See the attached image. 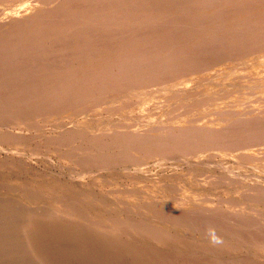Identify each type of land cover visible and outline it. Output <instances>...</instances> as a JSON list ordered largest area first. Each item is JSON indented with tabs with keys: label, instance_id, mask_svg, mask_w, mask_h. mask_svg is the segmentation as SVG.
Returning <instances> with one entry per match:
<instances>
[{
	"label": "rangeland",
	"instance_id": "1",
	"mask_svg": "<svg viewBox=\"0 0 264 264\" xmlns=\"http://www.w3.org/2000/svg\"><path fill=\"white\" fill-rule=\"evenodd\" d=\"M85 1L88 2L90 0H81L82 3L87 4ZM117 1H119L120 4L123 2V4L127 3L126 5H123L127 8L124 12L125 16H128L129 13H131L139 19H147L149 13L153 14V12H157V9L159 8L156 5L158 4L164 10H167V15H171L173 20H176L175 23L179 22L177 24L176 36L173 38L174 43L176 42V37L186 33L188 30L197 34L198 32H201L198 35H202V37L204 36V39L203 41H200V43H206L203 44V46L206 48L210 47L213 51L215 49V57L210 58L211 62L209 64L205 63V65H197L200 66V68L194 72L185 70L186 68L182 66L183 64L177 62L182 68L174 70L175 75L170 74L163 78L160 75H157L162 68L158 69L156 66L161 65L154 63L150 64L155 67L150 71L152 73L148 77L144 76V78H142L143 75H141L140 72L132 74V71L129 73V77L127 76L125 79H122L119 74H115V78H118L120 83L112 81V84L110 83V88H101L102 90L98 89L99 91L96 95V97H98L97 100H92V102L86 105L85 108L81 107V112H79L81 109L80 107L71 104L69 105L71 108H63V110H59V117H57L52 108L53 111L50 112L53 116L48 115L44 117L43 115H39L38 118L32 117V119H27V116H24L23 119H18L17 124H14L17 119L12 120V116H9V118L7 117L6 119H0V264H161L163 261L165 262H163V264H166L167 262V264H173L175 257L177 259L179 257L182 259L181 255L177 254V251L175 250L172 251L171 249L160 247L159 243L158 246L157 241L160 242V240L164 239L163 237L165 235H171V233H173L172 231H175V229L178 228L174 227L176 225H174L172 220L171 222H167L169 219H161L158 218V216L153 219V214L150 213L151 210L148 212L147 210L142 209V205L150 201L153 204H156L159 209L164 207L169 208L167 204L170 202L172 203L173 201L175 202L176 199L181 200L179 202L180 204L184 200L189 201V203L191 200L194 203L191 207L186 205L180 208L182 210L179 214L181 217H186V221H188L189 217L190 219L194 217L197 223L198 216L205 218V216L201 215L208 213L207 211L213 208L214 213L211 216L217 220L223 219L226 223V230L220 233L219 236L217 235L218 237L223 238V240L226 238V243L224 242L222 247L219 246V248H216L217 254H204L199 261L198 256L195 255L192 250V252L188 254L189 256L187 255L188 257L186 256L182 259L183 261L187 260L191 264H260L261 258L264 256V245H262L263 247H261V249L259 245H257L259 248L254 247L256 242L254 238H261L260 240L264 242V224L261 220L255 217V212H253V210L256 209L264 212V198L255 199L256 205H254V207L260 206L259 209H254V207L251 206L247 210V205L249 204L247 202L249 200H245L247 197L244 194H248L253 189L252 193L264 190V188H260V185L264 187V163L262 164L259 160L260 155H264V152L262 154L257 153V147L259 148L261 145L251 141L249 138L250 136H247L245 133L248 129L255 130L259 128L260 130L256 133V136L260 135L261 137L263 134V137L261 138L264 141V132H262L264 131L262 129L264 128V119H255L256 121L254 119H230L229 127L227 129L229 131L228 133L236 131L237 135L242 134L241 136H246L247 140H250L246 142L247 149L251 150L248 152L247 149L240 151L236 150V147L240 145L239 143L236 144V142H239L240 135L238 136V139L234 136H229L228 139L233 140V142L231 140H229V144L226 143L227 141L224 143L221 142V145H217L214 150L211 148L208 149L209 145H207L206 149L204 147L198 148L197 150H191V148L186 147L178 148L175 144H168L169 146L164 145L165 140L170 142L167 137L172 135L168 132H155L159 129L158 127L160 126V123H162L160 122L161 119H157L159 122L158 124L153 121L156 119H148L146 115H148V113L151 114L152 111L161 112L164 109H167V107L175 105L168 104V101L165 102V98L169 97L171 94H164L166 91L191 92L194 96L192 97L194 102L197 98L202 99L200 94L196 96L195 93L201 92L202 89L207 86L206 91L212 92L210 93L211 96L215 91L220 89V87L228 86V89L226 88L227 90H236V93H233V95L229 97H225V95L221 93L225 89H221L222 91L220 93L217 92V94H214L213 98L217 99V101L212 102H216L218 106L222 103V100L220 99L227 98L225 100L228 101L229 99H234L232 96H235L236 103L233 105L237 110L244 108L245 111L247 108H250L247 110L248 112H251V109L256 111L264 108V0H234V4L237 2L236 8L235 5L232 4L233 6H227L230 8L232 7V10L226 8V10H224L222 8L221 10L215 11L217 17H214L213 15L210 16L206 19L204 25H201L203 18H201L199 14L201 10H210L213 12L214 7H216L214 3L216 0ZM65 2V6H71L70 9L75 11L79 9L78 7L80 4L77 0H0V50L1 52H4L5 58L0 61V65L2 63L4 67L7 66L4 71H6L8 67H13L17 71L13 75H18L19 78L22 76V80L25 82H27L28 79L29 82H34L33 80H35V76L31 75V71H28V66L29 68L32 67L31 64H34L33 59L36 58L38 61L37 65H40V67L44 66L45 63H48L51 67V65L53 66L55 64L53 62V60H55L62 69H68L72 72L75 68L74 63L76 62V59L81 56V53L73 47V40L76 39H73V37L69 35V31L71 30L67 33H61L59 30L60 32L56 31L50 36L41 35L40 33V35L36 34L39 29L42 31L49 25L48 20L46 21L47 17L40 18L36 14L42 13L41 11L49 12V10L46 9H48L50 5L56 6V4L61 5ZM176 2H178L180 6L177 5L176 9H174L173 5ZM90 3L92 6H88L90 7L89 11L91 10V13L97 15L96 17L105 19L109 15L108 10L97 6L96 0H91ZM103 3L105 2H101L99 5H103ZM73 4L75 5L73 6ZM95 6L98 8H95ZM186 6H189L191 9L190 15L187 13L189 19L185 17L186 15L183 12V7ZM234 10L241 12L242 14L240 13V15H242V18L235 17L234 14L236 13ZM245 16L250 17L248 19L249 22L243 19ZM183 18L185 19L182 20ZM160 20L166 21L162 18H160ZM223 22L226 25V31L223 29V26H221V23ZM117 23L118 21L112 26H115ZM161 24L162 22L159 23L158 21H155L153 28H156L158 31V28L162 29V26L164 25ZM199 24L201 27L203 26L204 29L202 28L200 30L201 27ZM10 28H12V30ZM153 28L151 27L150 31H145L144 33H142L141 30V36H135L134 39L138 41L137 43L150 42L144 40L145 38L142 36L153 34L151 32L154 30ZM92 29V24H89L87 26V31L93 33ZM242 30L247 34L245 35L244 33V40L250 39V33L253 35L262 34L260 37L258 35V38L251 39V44L247 45L248 47L244 49L242 48L241 43L243 38L241 40L240 38L237 39ZM135 33V28H130L119 34L125 38H133ZM208 33L212 36L208 37ZM15 38L16 40L18 39L16 45L9 50V46L16 41ZM51 39H53L54 42H51ZM101 39L102 40L98 42L103 43L104 40L102 36ZM130 42L133 44L132 41ZM2 44H5L3 46L4 49L2 48ZM31 44L33 45L31 46ZM51 44L53 46H51ZM106 44L104 43V45ZM236 46H239V48ZM200 47L202 46L200 45ZM42 48L44 49L43 51ZM182 49L185 53L187 52L185 48ZM144 50L151 54L150 52L154 50V47L149 45V47ZM46 51H48V55L51 56L49 62H46L48 57ZM86 53L87 51H84V54ZM91 58L92 57L84 58L88 70L94 69L90 64ZM158 58L161 59L162 57L160 55H155L151 62H154ZM9 59H13L10 64L7 62ZM16 59L20 60V62ZM180 62L182 63V60ZM145 68H147L146 65H142V68L140 67V69ZM11 72L10 69V73ZM72 73L74 74V78H78L77 74H75L76 72ZM202 73L204 77L201 75ZM44 74H46V72ZM111 75L113 74L111 73ZM12 77L15 80L14 76ZM54 77L56 76L50 77L48 80H54L52 79ZM38 78H47V76H38ZM209 78L211 80H209ZM84 79L86 78L84 77ZM226 83L228 85H225ZM13 84L15 89L21 88L17 85L16 80L13 81ZM238 84H240V86H237ZM38 85L39 87H35L37 93L43 89L40 84ZM21 86H23V93L27 90H30L31 93V97L28 99L23 98L24 101L34 100V97L32 98V96H34L32 93L33 88L30 89L27 84ZM6 89V87L0 86V93L3 96L6 95L9 97L11 92H8ZM246 90L249 92L248 95L245 94ZM23 99L22 101L20 100V102H16V105L23 114H27V112L31 111L26 109ZM13 106L15 108V104ZM5 107L6 105L0 108V113L4 112L6 109ZM213 107H211V102L209 101L208 110H213ZM74 109L77 111H73ZM253 110L252 112H254ZM197 112L198 114H202L199 112V109ZM252 114L255 115L254 113ZM262 115H264V113L260 116ZM135 117L137 119H135ZM166 118L168 117L166 116ZM211 120L212 119H193L190 125L193 126L195 124L199 128L204 127L207 129V126L213 124ZM232 120H234V122ZM79 121L81 124L83 123V125H85L87 130L79 125ZM242 122L244 124L247 123L248 125H242ZM249 122L251 125H249ZM121 123L126 125L125 128H120L123 130L137 132L146 130L144 147L138 155L134 157L121 156L119 154L120 149L122 150V144L118 145V141L115 140L116 138L117 140L119 138H115L114 134L119 130L114 131L113 128H119ZM97 124H102L101 127L105 129L104 134H99L100 139H103V145H101L102 143L100 145L104 146V149L102 150V154H99L98 156L93 155L92 157V151L96 150L93 148L95 144L94 141L96 140L97 144H99V139L97 137L92 139L90 135H94L93 131H95V125ZM165 124L167 125V123H164V128H168V131L174 128L173 126L167 127ZM257 124L261 125H258L259 127L257 126L256 128L255 126ZM107 125H109L108 128ZM221 126L224 127V124ZM71 128H80L81 130L83 129L82 131H85L81 133L75 132V130ZM178 129L179 128L177 127L176 130ZM241 129L243 131H241ZM67 130H69L68 132L70 133L71 131H74V133H71L74 136L67 134ZM179 130H181V128ZM8 131H11V133L14 132V134L19 137L17 138L14 135V140H5L3 135L7 134ZM20 132H23V134ZM62 132L64 133V137H66L65 134H67V136L69 135L67 137L68 140L67 138H57ZM86 133L89 134L87 135ZM210 133L207 135L206 139L209 138L210 140V137L214 134L213 133L210 136ZM173 134L179 136L178 139L182 140L178 131L173 132ZM176 138L177 137H175V139ZM234 139H236V141ZM24 140L26 143L21 142ZM160 141L162 142V145ZM111 142L114 145L111 144L109 147V143ZM187 143H191V141ZM70 145L77 146L76 148L80 150V152H76V155L73 154L75 155L74 157L72 155L73 152L68 148ZM223 146L225 147L224 149L227 150H224ZM251 146H253V148ZM181 150L186 153L182 152L181 154ZM166 151L170 153L168 154ZM244 151H247V153ZM105 152L107 153L104 154ZM108 152L111 153L108 154ZM175 155H177L176 158H172L175 157ZM182 159H184V161ZM80 160H82V162L79 163ZM208 165L210 167L214 166L213 169L215 171H212L214 175L218 174V176L222 175L221 177H224L222 179V184L210 185V183H208V181L211 180H207V176H205L206 173L210 172ZM199 167L200 170H198ZM229 173L232 176H229L228 178V175H230ZM56 184L58 187H56ZM253 186L255 188H252ZM159 189H161V191ZM237 197L240 198L241 201ZM227 199H230V203L236 204V206H240V208L242 207L244 210H241V213L235 212L236 210L228 205L229 203ZM155 201L157 202L155 203ZM204 208L207 210H204ZM63 209L64 211L66 209V211L69 212L65 211L68 215L64 214ZM152 209L153 212L156 213V208ZM190 211L192 212L190 213ZM229 211L235 212L236 214L231 215L229 214ZM224 216L228 217L225 218ZM122 220L126 225L123 224L120 227L115 225L118 221L123 222ZM133 220L134 222H132ZM152 221L157 222V224L156 222L155 224L156 229L159 232L158 234L154 233V230L143 232L145 227L151 224ZM183 221L185 220L183 219ZM247 222L249 224H247ZM139 223L143 225H140ZM196 223L191 225L199 230L198 225L202 226V223ZM221 223L223 222L221 221ZM129 224L133 225L136 233H140L138 235H141V238H139L138 241L133 237L134 234H130V231H134V229L128 230L127 225ZM183 224L184 227H186L185 225L190 223L183 222L182 225ZM177 225L180 227L178 222ZM140 228H143L142 231ZM206 228L207 230L209 229L208 227ZM136 229L139 230L137 231ZM127 233L132 239L127 236ZM205 233L206 240L204 241L211 244L208 231H205ZM215 233L217 234L216 231ZM231 235L235 236L231 237ZM160 236L162 237L161 239ZM179 237L180 234L177 239ZM230 238L233 240H230ZM235 240L239 243H235ZM240 243H242V245H240ZM123 248H125V250ZM245 250L246 252H244ZM146 251H148V254H145ZM153 251H157V253L155 254ZM164 251L166 255L164 254L165 256L163 255L164 257L162 256L163 258L159 259L160 254H162L161 252ZM167 251L170 252L168 253ZM152 254H155L156 256L151 257ZM194 259H197V262H195Z\"/></svg>",
	"mask_w": 264,
	"mask_h": 264
},
{
	"label": "bare ground",
	"instance_id": "2",
	"mask_svg": "<svg viewBox=\"0 0 264 264\" xmlns=\"http://www.w3.org/2000/svg\"><path fill=\"white\" fill-rule=\"evenodd\" d=\"M80 4V6L78 7L79 9L78 10H73V9H70V7L68 6H65L66 2L64 4H61V5H57L56 6L54 5H50V7L46 10H49V12H44V11H41L42 13L40 14H36L38 17H43V18H46V21L48 20V26L46 29L44 30H38L36 32V34H41V35H52L54 34L56 31H61V33H67L69 30V35L73 37V39H76V40H73L74 44H73V47H75V49H77L80 53H81V56L78 57V59H76V62L74 63V66L75 68L72 70V72H76L75 74H77L78 78H74V74L72 72H70L68 69H62L60 67V65L58 64V62L56 63L55 60H53V63L54 65L51 67L48 65V63H45L44 66L40 67V65H37L38 64V61L37 59H33V62L34 64H31L32 67L29 68L28 66V71H31V75L35 76V80H33L34 82H29L27 80V82H25L23 79V77L21 76V78L18 77V75H13L15 72H17L13 67L12 68H9L4 71L6 69V67H4V65L1 63L0 65V86H4L6 87L7 91L8 92H11V95L9 97H7L6 95L3 96L1 93H0V108L4 107V105H6V109L4 110L3 113H0V119H6L7 117L9 118V116H12V120L13 119H17L15 121L14 124H17V121L18 119H23L24 116H27V119L30 118L32 119V117H39V115H43L44 117L45 116H48V115H52V113L50 111H53L54 110V113L57 115V117H59V110H63V108H71L69 107V105L71 104H75L76 107H83L85 108L86 105L90 104V102H92V100H97L98 97H96L97 93H98V89H101V88H110V83L112 84V81H117L118 83H120L119 79L118 78H115V74H119L121 76L122 79H125L127 78V76L129 77V73L132 71V74L133 73H136V72H140L141 75H143L142 78H144V76L148 77L152 72V69H154L155 66L153 65H150L152 63L154 64H157V65H161V66H156V68H162V70H160V73H157V75H160L162 78L163 77H166V76H169L170 74H174L175 75V72L174 70H177L179 68H182V66H184L185 70H188L189 72H194L195 70H198L200 68V66H197L199 64L201 65H205L206 64H209L211 62V57H215V49L213 51V49H210V47H205L203 46V44H206V43H200V41H203L204 39V36L202 37V35H198L199 33L201 32H198L197 33H194L193 31L191 30H188L186 33L184 34H181L180 36L176 37V42L174 43L173 41V38L176 36V32H177V24L179 22H176L173 20L172 16L171 15H167L166 14V9L164 10L161 6H159L158 4L156 5L159 9H157V12H153L152 13H149L148 14V18H144V19H139L137 18L135 15L129 13L128 16H125L124 15V12L126 11V7H124L123 5H126V4H120L119 1L117 0H96V4L98 7H103L105 8V10H108L109 12V15L105 18V19H101L99 17H96L97 15H95L94 13H91L89 11V8L88 6L91 5V0L86 2L87 4H84L81 2V0H77ZM213 1V0H211ZM234 0H216L215 5L216 7H214V10L213 12H211L210 10H201L199 16L201 18H203L202 20V23L201 25H204V23L206 22V19L209 18L210 16H214V17H217L216 15V12L217 10H221L222 8L224 10L228 9L230 10L231 8L230 7H227V6H233L232 4H234L233 2ZM259 1V0H258ZM101 2H105L103 3V5H99V3ZM146 2V1H145ZM144 2V3H145ZM159 2V1H158ZM72 3V2H71ZM143 3V4H144ZM149 3V2H148ZM59 4V3H58ZM75 4H78V3H75ZM73 4V6L75 5ZM150 4V3H149ZM227 4V5H226ZM168 5V4H167ZM172 5V4H170ZM180 4L178 2L174 3L173 5V8L176 9V6ZM235 5V8H236V5H237V2L234 4ZM92 6V5H91ZM97 6H95V8H98ZM105 6V7H104ZM183 6V5H181ZM144 7V6H143ZM142 7V8H143ZM88 8V9H87ZM108 8V9H106ZM226 8V9H225ZM82 9V10H81ZM202 9V8H201ZM234 9V8H233ZM81 10V11H79ZM232 10V9H231ZM96 12V11H95ZM183 12L184 14L186 15L185 17L187 19H189V16L187 15V13H191V9L189 8V6H186V7H183ZM219 12V11H218ZM232 12V11H231ZM234 12L236 14H234L235 17H239V18H242L240 15L241 12H237V10H234ZM233 13V12H232ZM66 14V15H64ZM131 14V15H130ZM242 14V13H241ZM246 14V13H245ZM35 15V16H36ZM124 15V16H123ZM127 15V14H126ZM162 18L163 20H166V21H161L160 18ZM31 18V17H30ZM250 17L249 16H245L243 19L248 21L249 22V19ZM146 19V20H145ZM185 18H183L182 20H184ZM28 21V20H27ZM34 21V20H33ZM116 21H118V23L115 25V26H112L114 23H116ZM155 21H158L159 23L162 22V24H164L162 26V29L161 28H158V31L156 28H153L154 27V23ZM211 21V19H210ZM15 22V21H14ZM19 22V20H18ZM26 22V21H25ZM236 22V21H235ZM261 22V21H260ZM32 23V22H31ZM35 23V22H34ZM92 24V32L93 33H89L87 31V26L89 24ZM200 23V22H199ZM21 24V23H20ZM26 24V23H25ZM161 24V25H162ZM29 25V24H27ZM160 25V24H159ZM201 25L199 24V26L201 27ZM25 26V25H24ZM111 26V27H110ZM132 26H135V27H132ZM192 26V25H191ZM198 26V25H196ZM221 26H223V29L226 31V25L223 23H221ZM18 27V26H17ZM23 27V26H22ZM151 27L154 29L152 30L151 32L153 34H150V35H144L142 36L143 38H145L144 40H148L150 42H142V43H137L138 41L135 40V36H138L140 37L141 36V30H142V33H144L145 31H150ZM15 28V27H14ZM134 29L136 30V33L135 35H133V38L131 37H123L121 36L119 33H121L122 31H126L128 29ZM199 28V27H198ZM203 28V26L200 28V30ZM12 30V28H10ZM204 29V28H203ZM221 29V30H223ZM9 31V30H8ZM14 31V30H13ZM59 31V32H60ZM213 31V30H212ZM240 31V30H239ZM229 32V31H228ZM227 32V33H228ZM248 32V31H247ZM260 32V31H259ZM230 33V32H229ZM244 33L245 31L242 30L240 35L237 37V39L240 38L241 40V43H242V48L246 49L249 45L251 44L252 40L251 39H255V38H258V35L260 37V35L262 34H257V35H253V34H249V38L250 39H247V40H244ZM249 33V32H248ZM31 34V33H30ZM39 34V35H40ZM76 34V36H75ZM102 34V35H101ZM159 34V35H157ZM209 34V33H208ZM104 40L103 43L101 42H98L101 39V36ZM245 35H247L245 33ZM69 36V37H70ZM94 36V37H93ZM207 36V34H206ZM212 36L211 34H209L208 37ZM76 37V38H75ZM235 37V36H234ZM18 38V37H17ZM20 38V37H19ZM130 38V40H129ZM124 39H128V40H124ZM16 40V38H15ZM18 40V39H17ZM16 41H14V43L9 46V50H11V48H13L15 45H16ZM45 40V39H44ZM48 41V40H47ZM68 41V40H67ZM70 41V40H69ZM133 42V44H131V42ZM43 42V41H42ZM51 42H54L53 39H51ZM50 42V43H51ZM29 43V41H28ZM38 43V42H37ZM104 43L106 45H104ZM103 44V45H102ZM131 44V45H130ZM236 44V43H235ZM5 44H2V48L4 49V46ZM24 45V44H23ZM26 45V44H25ZM30 45V44H29ZM33 44H31L32 46ZM58 45V44H57ZM149 45H151L152 47H154V50L152 52H150L151 54H149V52L145 51L144 49L149 47ZM200 45L202 47H200ZM0 46H1V43H0ZM51 46H53L51 44ZM218 46V45H217ZM8 47V46H7ZM41 47V46H40ZM206 49H205V48ZM232 47V46H231ZM239 48V46H236ZM22 48V47H21ZM65 48V47H64ZM67 48V47H66ZM182 48H185V50L187 51L185 53V51L182 49ZM213 48V47H211ZM26 49V48H24ZM34 49V48H33ZM45 49V47H44ZM42 48V51L44 50ZM57 49V48H56ZM234 49V48H233ZM8 50V51H9ZM20 50V49H19ZM22 50V49H21ZM29 50V49H28ZM37 50V49H36ZM14 51V50H13ZM84 51H87L86 54H84ZM184 51V52H183ZM232 51V50H231ZM37 52V51H36ZM48 51H46V55L48 56L47 57V61L46 62H49L51 56L48 55L49 52L47 53ZM72 52V51H71ZM5 53H8V52H5ZM74 53V52H73ZM72 53V54H73ZM120 54V55H118ZM40 55V54H39ZM69 55V54H68ZM117 55V56H116ZM155 55H160L162 58L161 59H156L154 62H151V60L154 58ZM224 55V54H223ZM30 56V55H29ZM86 57H92L91 58V61H90V64L91 66L94 67L93 70H88V67L86 65V60L84 58ZM158 57V56H157ZM41 58V57H40ZM4 52H1L0 50V61L4 60ZM65 59V58H64ZM88 59V58H87ZM209 59V60H208ZM17 61L20 62V60L16 59ZM29 60V59H27ZM85 60V61H84ZM182 60V63L180 62ZM13 61V59H9L7 60L8 64H10L11 62ZM64 61V60H62ZM69 61V60H68ZM16 62V61H15ZM22 62V61H21ZM156 62V63H155ZM177 62H179L180 64H183L181 67H180V64L178 65ZM52 63V62H51ZM70 63V62H69ZM139 63V64H138ZM27 64V63H26ZM42 64V63H41ZM44 64V63H43ZM176 64V65H174ZM142 65H146L147 68L145 69H140V67L142 68ZM15 66V65H14ZM19 66V65H18ZM10 69H11V73H10ZM19 72V71H18ZM46 72V74H44ZM155 72V71H154ZM159 72V71H158ZM207 72V71H206ZM215 72V71H214ZM111 73L113 75H111ZM156 73V72H155ZM184 73V71H183ZM188 73V72H187ZM17 74V73H16ZM22 74V73H21ZM208 74V73H207ZM14 76L16 82H17V85L21 88H14V84H13V81H15L13 79L12 76ZM25 75V74H24ZM47 76V78H41L39 79V77L41 76ZM111 75V76H110ZM203 75V73L201 74ZM53 76H56L52 79L54 80H48L50 79V77H53ZM181 76V75H180ZM197 76V75H196ZM27 77V76H26ZM80 77V78H79ZM84 77L86 79H84ZM171 77V76H170ZM204 77V75H203ZM33 78V77H32ZM31 78V79H32ZM38 78V79H37ZM61 78V79H60ZM82 78V79H81ZM30 79V80H31ZM56 79V80H55ZM184 79V78H183ZM61 80V81H60ZM143 80V79H142ZM190 80V79H189ZM209 80H211L209 78ZM55 81V82H54ZM152 81V80H151ZM156 81V80H155ZM172 81V80H171ZM188 81V80H187ZM127 82V80H126ZM176 82V81H175ZM174 82V83H175ZM170 83V82H169ZM224 83V82H223ZM16 84V83H15ZM32 89V93L34 96H32V98L34 97V100L32 101H24V99H28L29 97H31V93H30V90H27L23 93V89L21 85H26ZM40 84L43 89L42 91H39L38 93L35 91V87H39ZM157 84V83H156ZM163 84V83H162ZM161 84V86H162ZM165 84V83H164ZM168 84V83H167ZM159 85V84H158ZM182 85V84H181ZM225 85H228L227 83ZM113 86H118V85H113ZM168 86V85H167ZM237 86H240V84H238ZM164 87V86H163ZM208 87V86H207ZM206 87V88H207ZM218 87V86H217ZM228 87V86H227ZM226 86L225 87H220V89H218L217 91L214 92V94H217V92H221L222 90L221 89H225L223 92H221L222 94L226 96H231L233 95V93H236V90H227ZM206 88L204 87L202 89L201 92H196L195 95L198 96L199 94L202 96V99H196L194 102L192 100V97L193 94L191 92H177V91H166L164 94H170L169 97H164L166 101H168L167 103L168 104H171V105H174V106H169L167 107V109H164L163 111L161 112H154L152 111L151 114L148 113L147 118L148 119H156V120H153L155 122H158L157 119H161L160 122V126L158 127L159 129H157L155 132L158 131V133H163V132H168L169 134H171L172 136H169L167 137L169 139L170 142H168V140L166 141L165 138V142H164V145H168V144H175L176 146H178V148H191V150H197L198 148H204L206 149L207 145H209V148L208 149H216V146L217 145H221L220 143L221 142H225L227 141L226 143L229 144V140L231 139H228L229 136H234L236 139H238V136L240 135H237V132H232V133H228L229 131L227 130L228 127H229V122H230V119H264L263 116H260L261 114L264 113V108L262 109H258L256 111H254L253 109H251V112H248L247 109H250V108H247L245 111H244V108L243 109H235L234 108V103H236V100H235V96H232V98L234 99H229L228 101H226L225 99L227 98H223V99H220L222 100L221 102V105L218 106L216 102H212V101H217V99L213 98L214 97V94H212V96L210 95V93L212 92H209V91H206ZM227 88V89H226ZM235 88V87H233ZM250 88V87H248ZM74 89V90H72ZM141 89V88H139ZM164 89H167V88H164ZM163 89V90H164ZM181 89V88H180ZM192 89V88H191ZM211 89V87H210ZM102 90V89H101ZM178 90V89H177ZM189 90V89H188ZM215 90V89H214ZM258 90V89H257ZM261 90V88H260ZM113 91V90H112ZM120 91V90H119ZM123 91V90H122ZM263 91V90H262ZM35 93V94H34ZM125 93V92H124ZM227 94V95H226ZM245 94H249L248 90L245 91ZM239 96V95H238ZM26 97V98H25ZM121 97V96H120ZM10 98V99H9ZM24 98V99H23ZM113 98V97H112ZM25 102V107L27 110L31 111V112H27V114H23L21 112V110L19 108H17V103L16 102H20V100ZM225 100V101H224ZM106 101V100H105ZM209 101L211 102V107H213V110H208V103ZM23 103V102H22ZM21 103V104H22ZM15 104V108H14V105ZM37 104V105H35ZM219 104V103H218ZM239 104V103H238ZM246 105V104H245ZM164 106V105H163ZM241 106V105H240ZM250 106V105H249ZM131 107V106H130ZM175 107V108H174ZM53 108V110H52ZM158 108V107H156ZM239 108V107H238ZM259 108V107H258ZM128 109V108H127ZM181 109V110H179ZM199 109V112L202 113V114H198L197 110ZM82 108L80 109L79 112H81ZM86 110V109H85ZM252 110L254 112H252ZM75 111V109L73 110ZM77 111V110H76ZM75 111V112H76ZM156 111V110H155ZM85 112V111H84ZM82 112V113H84ZM197 112V113H196ZM53 113V114H54ZM252 113H254L255 115H253ZM73 114V113H72ZM76 114V113H75ZM260 114V115H259ZM248 115V117H247ZM251 115V116H249ZM53 116V115H52ZM78 116V115H77ZM75 116V117H77ZM144 116V115H143ZM166 116L168 118H166ZM42 117V116H41ZM74 117V116H73ZM165 117V118H164ZM87 119V118H86ZM89 119V118H88ZM135 119H137L135 117ZM141 119V117H140ZM143 119V117H142ZM145 119V118H144ZM166 119V120H165ZM193 119H212L211 121L213 122V124L207 126V129L206 128H202V127H198L196 126L195 124L193 126H191L190 124L192 123ZM167 123V127H171L173 126L174 128L170 131H168V128H164V123L165 122ZM234 122V120H232ZM231 121V123H232ZM256 121V120H255ZM260 121V120H259ZM88 123V122H87ZM99 123V122H98ZM240 123V122H239ZM243 123V122H242ZM259 123V122H258ZM78 124V123H77ZM86 124V123H85ZM224 124V127H222L221 125ZM238 124V123H236ZM247 124V123H246ZM246 124H242V125H246ZM79 125L82 126V128H86L85 125H83V123L81 124L80 121H79ZM248 125V124H247ZM249 125L250 122H249ZM259 124H257L255 127L257 128ZM261 125V124H260ZM259 125V126H260ZM264 125V123H263ZM90 126V125H89ZM102 124L99 125H95V131L94 132V135L92 136V134L90 135L92 137V139L94 137H97L99 139V144H97L96 140L94 141L95 144L93 146V148H95L96 150L95 151H91L92 153V157L93 155L94 156H98L99 154H102V150L104 149V146H101L103 145L102 141L103 139H100L99 137V134H104L105 133V129H103L102 127ZM109 125H107V128H108ZM120 127L119 128H113L114 131L116 130H119L118 132L114 133L115 134V138L118 137L119 139L115 141H118V145L122 144V150L120 149V155L121 156H127V157H130V156H136L138 155V153L143 149L144 147V137L146 136V130H142L140 132H137V131H131V130H123V129H120V128H125L126 125L123 123H121V125H119ZM138 126V125H137ZM191 126V127H190ZM233 126V125H231ZM230 126V127H231ZM258 126V127H259ZM17 127V125H16ZM142 127V126H141ZM181 128V130H176V128ZM221 127V129H220ZM238 127V126H237ZM241 127V126H240ZM249 127V126H248ZM247 127V128H248ZM253 127V128H255ZM22 128V127H21ZM106 128V129H107ZM128 128V127H127ZM139 128V126H138ZM199 128V129H198ZM236 128V127H235ZM245 128V126H244ZM243 128V129H244ZM71 129H74L75 132H84L82 131L80 128H71ZM112 129V128H111ZM230 129V128H229ZM240 129V128H239ZM238 129V130H239ZM246 129V128H245ZM264 130V128H262ZM70 130V129H69ZM69 130H67V134L69 135H73L71 133H74V131L71 133L68 132ZM87 130V128H86ZM90 130V129H89ZM178 131L180 133V136L182 137V140L181 139H178L179 136L177 135H174L173 132H176ZM232 130V129H230ZM260 129L257 128L255 130H251V129H248L246 130V135L247 136H250V140L251 141H254L258 144H260L261 146L258 148L257 147V153H260L262 154L264 152V141L261 137H263V134L262 136L260 137V135L256 136L257 132L259 131ZM19 131V130H18ZM17 131V132H18ZM21 131V130H20ZM149 131V130H148ZM240 131V130H239ZM238 131V132H239ZM241 131H243L241 129ZM16 132V133H17ZM87 132V131H86ZM90 132V131H88ZM211 132V133H210ZM261 132V131H260ZM264 132V131H262ZM13 133V134H12ZM11 131H8L7 134L3 135L5 137V140L7 139H11V140H14L13 138H15V134L14 132ZM21 133V132H20ZM79 133V134H80ZM210 133V136L212 135V137H210V140L209 138L206 139L207 135ZM23 134V132L21 133ZM66 135V137H64V133L62 132L61 134H59L57 136V138H67L68 136ZM83 134V133H82ZM85 134V133H84ZM87 134V133H86ZM89 134V133H88ZM87 134V135H88ZM15 135V136H14ZM20 135V134H19ZM76 135V134H75ZM242 135V134H241ZM240 135V136H241ZM74 136V135H73ZM177 137L175 139V137ZM17 138L19 137L18 135L16 136ZM52 137V136H51ZM174 137V138H173ZM22 138V137H21ZM45 138V137H44ZM53 138V137H52ZM107 138V136H106ZM111 138V137H110ZM166 138V139H167ZM173 138V139H172ZM24 139V138H23ZM114 139V138H113ZM228 139V140H227ZM236 139H234L236 141ZM241 139V140H240ZM4 140V141H5ZM26 140V139H25ZM24 141H21V142H25ZM68 140V138H67ZM73 140V139H72ZM162 140V139H161ZM250 140H247V137L246 136H241L239 138V142H236L239 143L240 145L238 147H236L237 149L236 150H245L247 149V141H250ZM47 141V140H46ZM191 143H187V142H190ZM233 142V140H231ZM234 141V142H235ZM241 141V143H240ZM50 142V141H49ZM26 143V142H25ZM46 143V142H45ZM102 143V144H101ZM114 143V141H113ZM112 142L109 143V147L111 146V144H113ZM149 143V142H148ZM161 145H162V142L160 141ZM222 143V144H223ZM101 144V145H100ZM231 144V143H230ZM234 144V143H233ZM253 144V143H252ZM114 145V144H113ZM160 145V146H161ZM250 145V144H248ZM116 146V145H115ZM169 146V145H168ZM226 146V144H225ZM77 146H69L68 148L71 149V152L72 155L75 154L76 155V152H80L79 149L76 148ZM98 147V148H97ZM118 147V146H117ZM121 147V146H120ZM214 147V148H212ZM230 147V146H229ZM233 147V146H232ZM253 148V146H251ZM65 148V146H64ZM222 148V147H221ZM225 147L223 146V149ZM228 148V147H227ZM251 148V149H252ZM116 149V148H115ZM157 149V148H156ZM173 149V148H172ZM219 149V148H218ZM230 149V148H229ZM69 150V149H68ZM178 150V149H177ZM224 150H227V149H224ZM248 150V149H247ZM254 150V149H253ZM70 151V150H69ZM117 151V150H116ZM171 151V150H170ZM217 151V150H216ZM219 151V150H218ZM251 151V150H248V152ZM115 152V151H114ZM167 152V151H166ZM182 150H181V154H182ZM193 152V151H192ZM224 152V151H223ZM245 153H247V151H244ZM253 152V151H252ZM107 152H105L104 154H106ZM111 153V152H110ZM108 152V154H110ZM118 153V151H117ZM165 153V152H164ZM168 153V152H167ZM166 153V154H167ZM170 153V152H169ZM168 153V154H169ZM172 153V151H171ZM174 153V152H173ZM183 153H186V152H183ZM232 153V151H231ZM103 154V155H104ZM160 154V153H159ZM180 154V153H179ZM212 154V153H211ZM225 154V153H224ZM228 154V153H226ZM233 154V153H232ZM254 154V153H253ZM256 154V153H255ZM259 154V155H260ZM73 155V157L75 156ZM115 155H118V154H115ZM29 156V155H28ZM113 156V155H112ZM111 156V157H112ZM164 156V155H162ZM174 156V155H173ZM177 155H175V157H172V158H176ZM187 156V155H186ZM188 156H189V151H188ZM224 156V155H223ZM235 156V155H234ZM237 156V155H236ZM24 157V156H23ZM102 157V156H101ZM106 157V156H105ZM116 157V156H115ZM167 157V156H166ZM183 157V156H182ZM185 157V155H184ZM210 157V156H209ZM213 157V156H212ZM247 157V156H246ZM108 158V157H107ZM137 158V157H136ZM147 158V157H146ZM186 158V157H185ZM82 159V158H81ZM114 159V158H113ZM128 159V158H127ZM84 160V159H82ZM82 160L79 161L82 162ZM104 160V159H103ZM184 161V159H182ZM224 160V159H222ZM259 160L262 162V164L264 163V155H260V158ZM26 161V160H25ZM107 161V160H106ZM212 162V161H211ZM221 162V161H220ZM229 162V161H228ZM232 162V161H231ZM87 163V162H86ZM195 163V162H194ZM212 164V163H211ZM209 164V165H211ZM239 164V163H238ZM254 164V163H253ZM81 165V164H80ZM103 165V163H102ZM195 165V164H194ZM208 165V166H209ZM83 166V165H81ZM85 166V165H84ZM88 166V165H87ZM123 166V165H122ZM188 166V165H186ZM133 167V166H132ZM184 167V166H183ZM182 167V169H183ZM193 167V166H192ZM249 167V166H248ZM252 167V166H251ZM18 168V167H17ZM189 168V167H188ZM204 168V167H203ZM210 168V172L206 173L205 176H207V180L211 179L208 181V183H210V185L212 184H216V185H219L220 183L222 184V178L221 176H218L217 175H214V166H209ZM264 168V166H263ZM121 169V168H120ZM196 169V168H195ZM205 169V168H204ZM218 169V168H217ZM237 169V168H236ZM133 170V169H132ZM136 170V169H135ZM188 170V169H187ZM198 170H200V167L198 168ZM246 170V169H245ZM244 170V171H245ZM131 171V170H129ZM184 171V170H183ZM208 171V170H207ZM213 171V172H212ZM119 172V171H118ZM136 172V171H135ZM202 172V171H200ZM17 173V172H16ZM23 173V172H22ZM45 173V172H44ZM133 173V172H132ZM131 173V174H132ZM194 173V172H193ZM204 173V172H203ZM240 173V172H238ZM34 174V173H32ZM31 174V175H32ZM98 174V173H97ZM109 174V173H108ZM144 174V173H143ZM230 174V173H229ZM110 175V174H109ZM134 175V174H133ZM138 175V174H137ZM192 175V173H191ZM227 175V174H226ZM41 176V175H40ZM112 176V175H111ZM146 176V175H145ZM159 176V175H158ZM229 176H232L231 174L228 175V178ZM142 177V176H141ZM244 177V176H243ZM60 178V177H59ZM129 178V177H128ZM194 178H197V177H194ZM202 178V177H201ZM238 178V177H237ZM246 178V176H245ZM180 179V178H179ZM30 180V179H29ZM80 180V179H79ZM146 180V179H145ZM198 180V179H197ZM196 180V181H197ZM200 180V178H199ZM198 180V181H199ZM144 181V180H143ZM195 181V180H194ZM83 182V181H82ZM237 182V181H236ZM226 184V183H225ZM234 184V183H233ZM215 185V187H216ZM228 185V183H227ZM248 185V184H247ZM252 186V185H251ZM264 186V184H263ZM4 187V186H3ZM56 187L57 184H56ZM64 187V186H63ZM259 187V185H258ZM257 187V188H258ZM55 188V187H54ZM80 188V187H79ZM252 188H255L254 186ZM260 188H264L262 187V185H260ZM161 191V189H159ZM250 190V188H249ZM254 190V189H253ZM252 190V191H253ZM206 191V190H205ZM249 192L248 194H244L246 195V199L245 200H249L247 203H249L247 205V210L254 205H256L255 203V199H261V198H264V190H260V192H255V193H252ZM164 192V191H162ZM161 193V192H159ZM260 193V194H259ZM36 194V193H35ZM227 194V193H226ZM161 195V194H160ZM234 195V194H233ZM159 196V195H158ZM181 196V195H180ZM223 196V195H222ZM67 197V196H66ZM187 197V196H186ZM230 197V196H229ZM32 198V197H31ZM35 198V197H34ZM38 198V197H37ZM36 198V200H37ZM238 198V197H237ZM157 199V198H156ZM225 199V198H223ZM240 199V198H238ZM220 200V199H219ZM228 200V205L232 206L233 209H235L237 213H241V210H244L242 207L240 208V206H236V204H233V203H230V199H227ZM44 201V200H43ZM50 201V200H49ZM64 201V200H63ZM160 201V200H159ZM177 201V202H176ZM181 200L179 199H176L175 202L173 201L172 203L170 202L168 205L169 208H157L156 204H153L152 202H146L142 205V209H145L147 210L148 212L151 210L153 212V209L152 208H156V213L155 212H151V214H153V219L155 217L158 216V218H161V219H169L167 222H171V220L174 222V227H177L178 229H175V231H172L173 233H171V235H165L162 239L160 240V242L157 241V245L158 243L160 244V247H165L167 249H171L172 251L175 250L177 251V254L181 255L182 259H184V257H186L189 253L192 252V250L194 251L195 255L198 256L199 258V261L201 260L202 256L204 254H217L216 253V248H219V246L222 247V244H224V242L226 243V238L223 240L222 239V243L220 244H208L207 242H205L204 240L205 237H206V233L205 231H208L206 227L208 228H214L215 231L217 232L216 235L219 236L220 233H222L223 231H225V227H226V223L223 219H219L217 220L216 218H213L211 215H213L214 213V210L213 208L209 211H207L208 213L204 214V215H201V216H205V218H202V217H199L198 216V222L197 223H202L200 225H198V229L200 230H197L196 227L191 224H194L196 223V219L193 217L192 219H188V221H186V217H181V215L179 214V212L182 210L180 208H182L183 206H186V205H189L190 207L192 206V204L194 205V203L190 200V203L189 201L187 200H184L181 202V204L179 203ZM241 201V199H240ZM263 201V200H262ZM129 202V201H128ZM157 201H155L156 203ZM211 202V201H210ZM218 202V201H217ZM123 203V202H122ZM126 203V201H125ZM68 204V203H67ZM183 204V205H182ZM201 204V203H199ZM217 204V203H216ZM166 205V204H165ZM164 205V206H165ZM198 205V204H197ZM208 205V204H206ZM226 205V204H225ZM261 205V204H259ZM264 205V203H263ZM123 206V205H122ZM129 206V205H128ZM126 207V206H125ZM167 207V206H166ZM210 207V206H209ZM227 207V206H226ZM173 208V209H172ZM230 208V207H229ZM257 208L259 209L260 206H257V207H254V209ZM46 209V208H45ZM191 209V208H190ZM101 210V209H100ZM137 210V209H136ZM161 210V211H160ZM199 210V209H198ZM204 210H207L204 208ZM252 210V209H250ZM66 211V209H65ZM64 209H63V212L64 214H67L65 213ZM155 211V210H154ZM193 211V210H192ZM190 211V213L192 212ZM196 211V210H195ZM203 211V209H202ZM68 212V211H66ZM235 212H232V211H229V214L233 215V214H236ZM253 212H255V217H257L259 220H261L264 224V212L263 211H260V210H253ZM69 213V212H68ZM251 213V211H250ZM144 214V213H143ZM197 214V212H196ZM195 214V215H196ZM68 215V214H67ZM131 215V213H130ZM134 215V214H133ZM225 215V214H224ZM250 215V214H249ZM143 216V215H142ZM141 216V217H142ZM225 217V216H224ZM228 217V216H227ZM225 217V218H227ZM232 217V216H231ZM150 219V218H149ZM183 219L185 221H183ZM235 219V218H233ZM63 220V219H62ZM126 220V219H124ZM128 220V219H127ZM132 220V219H131ZM148 220V219H147ZM123 221V220H122ZM221 221L223 223H221ZM126 222V221H125ZM134 222V220L132 221ZM156 221H152L151 224L147 225L145 227V229L143 230V232H147V231H153L154 233H159L156 229V224H155ZM160 222V221H159ZM177 222L179 223L180 227L177 225ZM180 222H184V223H190L188 225H185L186 227H184V224L182 225V223ZM196 223V224H197ZM237 223V222H236ZM261 223V222H260ZM124 223L123 222H120L118 221L115 225L117 226H122ZM140 224V223H139ZM159 224V223H158ZM170 224V223H169ZM241 224V223H240ZM247 224H249L247 222ZM258 224V223H256ZM262 224V225H263ZM92 225V224H91ZM126 225V224H125ZM140 225H143V224H140ZM165 225V224H164ZM261 225V224H260ZM116 226V227H117ZM137 226V225H135ZM255 226V225H254ZM238 227V226H237ZM257 227V226H256ZM127 228L128 230H132L134 229V231H130L131 233L130 234H134L133 237L136 239V241H138L139 238H141L138 234H140L139 232L136 233L135 232V228L133 227V225L129 224L127 225ZM119 229V228H118ZM117 229V231H118ZM143 228H140V230L142 231ZM171 229V228H170ZM196 229V230H194ZM238 229V228H237ZM115 230V229H114ZM137 231L139 229H136ZM204 230V232H203ZM42 231V230H41ZM140 231V232H141ZM231 231V230H230ZM112 232V231H111ZM142 232V233H143ZM239 232V231H238ZM252 232V231H251ZM129 233V232H128ZM127 233V236L130 237ZM180 234V237L177 239V237L179 236ZM202 233H205V234H202ZM240 233V232H239ZM63 234V233H62ZM66 234V233H65ZM148 234V233H147ZM146 234V235H147ZM162 234V233H161ZM143 235V234H142ZM249 235V234H248ZM145 236V235H144ZM157 236V235H156ZM160 236V239L162 238ZM235 235H231V237H233ZM239 236V235H238ZM154 237V236H153ZM227 237V236H226ZM256 237V236H255ZM41 238V237H40ZM39 238V239H40ZM131 238V237H130ZM151 238V237H150ZM159 238V237H158ZM200 238V239H199ZM237 238V237H236ZM235 238V239H236ZM251 238V237H250ZM57 239V237H56ZM132 239V238H131ZM209 239V238H208ZM232 238H230L231 240ZM240 239V238H238ZM244 239V238H242ZM261 239V238H260ZM258 237L254 238V240L256 241L255 242V245L254 247H258L257 245L260 246V249L261 247H263L262 245H264V242L261 241ZM141 240V239H140ZM139 240V241H140ZM159 240V239H158ZM233 240V239H232ZM85 241V240H84ZM203 241V242H202ZM228 241V240H227ZM135 242V240H134ZM233 242V241H232ZM245 242V241H244ZM137 243V242H136ZM203 243V244H202ZM235 243L236 240H235ZM239 243V242H238ZM237 243V244H238ZM39 244V243H38ZM124 244V243H123ZM122 244V245H123ZM128 244V243H127ZM202 244V245H201ZM230 244V243H229ZM248 244V243H247ZM48 245V244H47ZM61 245V243H60ZM135 245V244H134ZM240 245H242V243H240ZM245 245V244H244ZM251 245V244H250ZM35 246V245H34ZM125 246V245H124ZM159 246V245H158ZM237 246V245H236ZM121 247V246H120ZM132 248V247H131ZM156 248V247H154ZM227 248V247H226ZM237 248V247H236ZM250 248V246H249ZM259 248V247H258ZM125 250V248H123ZM122 249V250H123ZM133 249V248H132ZM135 249V248H134ZM146 249V248H144ZM148 249V247H147ZM153 249V248H151ZM254 249V248H253ZM73 250V249H72ZM129 250V249H128ZM138 250V249H137ZM256 250V249H255ZM263 250V249H262ZM74 251V250H73ZM91 251V250H90ZM135 251V250H134ZM143 251V250H142ZM261 251V250H260ZM168 252V251H167ZM166 252V253H167ZM170 252V251H169ZM168 252V253H169ZM246 252V250L244 251ZM85 253V252H84ZM90 253V252H89ZM153 253H157V251H153ZM162 254H160V257L159 259L163 258L166 254H165V251L164 252H161ZM175 253V252H174ZM258 253V252H257ZM256 253V254H257ZM88 254V253H87ZM140 254V253H139ZM145 254H148V251L145 252ZM155 254H152L151 257H155L156 255ZM165 254V255H164ZM173 254V253H172ZM164 255V256H163ZM169 255V254H168ZM174 255V254H173ZM231 255V254H230ZM250 255V254H249ZM262 255V254H261ZM136 256V255H135ZM150 256V255H149ZM163 256V257H162ZM176 256V255H175ZM178 256V255H177ZM189 256V255H188ZM187 256V257H188ZM226 256V255H225ZM251 256V255H250ZM260 256V255H259ZM140 257V255H139ZM253 257V256H251ZM264 257V256H263ZM261 258V261H260V264H263L264 263V258ZM148 258V257H147ZM153 259V258H152ZM157 259V258H156ZM155 259V260H156ZM182 259H180V257L177 259L175 257L174 259V263L173 264H191L189 263L187 260L186 261H183ZM244 259V258H243ZM148 260V259H147ZM158 260V259H157ZM156 260V261H157ZM182 260V261H181ZM195 262H197V259H194ZM160 261V260H159ZM168 261V259H167ZM170 261V260H169ZM215 261V260H214ZM246 261V260H245ZM32 262V261H31ZM139 262V261H138ZM141 262V260H140ZM139 262V263H140ZM164 262V261H163ZM163 262L161 264H163ZM110 263V262H109ZM147 263V262H146ZM165 263V262H164ZM168 263V262H167ZM166 263V264H167ZM217 263V262H216ZM29 264V263H28ZM143 264V263H142ZM154 264V263H153ZM159 264V263H158ZM171 264V263H170ZM194 264V263H192ZM228 264V263H227Z\"/></svg>",
	"mask_w": 264,
	"mask_h": 264
},
{
	"label": "clouds",
	"instance_id": "3",
	"mask_svg": "<svg viewBox=\"0 0 264 264\" xmlns=\"http://www.w3.org/2000/svg\"><path fill=\"white\" fill-rule=\"evenodd\" d=\"M208 235L212 244L216 245L222 243V239L216 235L214 228L208 229Z\"/></svg>",
	"mask_w": 264,
	"mask_h": 264
}]
</instances>
